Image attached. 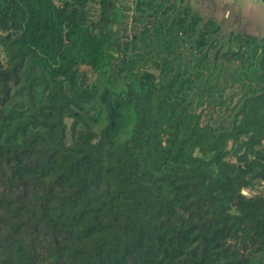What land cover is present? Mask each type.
Returning <instances> with one entry per match:
<instances>
[{
	"label": "trees",
	"instance_id": "trees-1",
	"mask_svg": "<svg viewBox=\"0 0 264 264\" xmlns=\"http://www.w3.org/2000/svg\"><path fill=\"white\" fill-rule=\"evenodd\" d=\"M184 0H0V264H264V35Z\"/></svg>",
	"mask_w": 264,
	"mask_h": 264
},
{
	"label": "crops",
	"instance_id": "crops-1",
	"mask_svg": "<svg viewBox=\"0 0 264 264\" xmlns=\"http://www.w3.org/2000/svg\"><path fill=\"white\" fill-rule=\"evenodd\" d=\"M201 18L220 25L219 36L230 33L264 35L263 0H184Z\"/></svg>",
	"mask_w": 264,
	"mask_h": 264
},
{
	"label": "rangeland",
	"instance_id": "rangeland-1",
	"mask_svg": "<svg viewBox=\"0 0 264 264\" xmlns=\"http://www.w3.org/2000/svg\"><path fill=\"white\" fill-rule=\"evenodd\" d=\"M262 193H263V195H264V187H263V189H262Z\"/></svg>",
	"mask_w": 264,
	"mask_h": 264
},
{
	"label": "built area",
	"instance_id": "built-area-1",
	"mask_svg": "<svg viewBox=\"0 0 264 264\" xmlns=\"http://www.w3.org/2000/svg\"><path fill=\"white\" fill-rule=\"evenodd\" d=\"M264 1V0H263Z\"/></svg>",
	"mask_w": 264,
	"mask_h": 264
}]
</instances>
